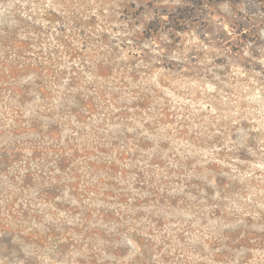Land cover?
<instances>
[{
    "label": "rangeland",
    "instance_id": "rangeland-1",
    "mask_svg": "<svg viewBox=\"0 0 264 264\" xmlns=\"http://www.w3.org/2000/svg\"><path fill=\"white\" fill-rule=\"evenodd\" d=\"M0 264H264V1L0 0Z\"/></svg>",
    "mask_w": 264,
    "mask_h": 264
},
{
    "label": "trees",
    "instance_id": "trees-1",
    "mask_svg": "<svg viewBox=\"0 0 264 264\" xmlns=\"http://www.w3.org/2000/svg\"><path fill=\"white\" fill-rule=\"evenodd\" d=\"M191 1L195 6H201V4L205 1V0H189ZM209 1H216V2H226V1H242V0H209ZM254 1H262V0H254ZM264 1V0H263Z\"/></svg>",
    "mask_w": 264,
    "mask_h": 264
}]
</instances>
